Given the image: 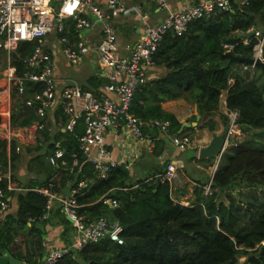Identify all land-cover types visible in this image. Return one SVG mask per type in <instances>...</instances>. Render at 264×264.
<instances>
[{"label":"trees","instance_id":"16d2710c","mask_svg":"<svg viewBox=\"0 0 264 264\" xmlns=\"http://www.w3.org/2000/svg\"><path fill=\"white\" fill-rule=\"evenodd\" d=\"M231 1L230 11L217 7L210 15L192 21L183 35L169 31L164 36L153 60L154 66L165 68V72L149 78L135 93L130 108L145 121H169L167 137L189 135L194 127L182 129L183 123L164 109L163 103L185 99L197 104L204 120L197 128L214 130L213 116L220 109L222 94L227 92V108L239 111V129L248 137L241 142L230 141L211 181V194H205L208 182L199 181L194 199L185 204L173 196L168 181L163 182L156 174L134 181L124 166L111 168L107 178H98L94 165L80 148L79 137L84 131L80 120L73 131L60 129L49 145L48 157L57 142L64 156L58 166L51 165L52 174L41 184L48 185L57 172L60 192L79 175L74 186L81 205L79 214L86 223L100 216L119 221L124 243L105 238L70 251L55 264H264V69L257 66L250 71L244 68L247 63L230 62L224 56L228 51L241 57L253 56L257 39L249 34L264 29V0H248L244 5L240 0ZM32 49L33 42H24L19 53L26 55ZM19 67L26 68L21 62ZM105 81L94 74L84 87L96 89ZM25 99V95L13 92L14 125H28L37 118ZM58 113L66 117L63 111ZM223 120L229 121L227 114ZM144 132L151 134L153 154L158 156L168 139H157L161 133L158 129L145 127ZM43 134L50 135L48 127ZM17 156L14 150L13 161ZM6 158V141L0 140V159ZM80 183L86 184L82 187ZM12 195L17 198L18 208L15 214L0 220V251L14 254V238L21 227L28 230L29 244L41 246L43 226L50 218H42L47 197L35 187ZM103 195L117 199L120 206L105 205L100 201ZM30 218L36 220L28 226ZM63 221L66 234L75 230L66 218ZM244 256L247 258L241 263L240 257ZM27 264L42 263L28 259Z\"/></svg>","mask_w":264,"mask_h":264},{"label":"built area","instance_id":"2783aa9c","mask_svg":"<svg viewBox=\"0 0 264 264\" xmlns=\"http://www.w3.org/2000/svg\"><path fill=\"white\" fill-rule=\"evenodd\" d=\"M103 1L0 0V140L6 141L8 146L7 159H0V219L12 209V193L19 190L13 180L12 151L19 153L24 145L35 142L47 128L50 114L59 110L67 116L64 131H73L78 122L83 121L80 148L94 165L98 178H107L109 170L117 166L131 171L138 152L126 151L122 159L114 158L106 143V134L111 130L120 137L119 141L141 144L150 138V134L144 132L145 127L158 129L162 134L169 131V121H145L130 111L135 93L149 80V71L154 67L153 56L164 36L169 31L183 35L192 21L210 15L217 7L224 11L232 9L231 0H204L180 9H172L169 0H155L158 9L165 12L162 21L148 24L136 42L121 43L115 21L134 12L147 21L149 14L138 7L127 6L122 0H106L105 6ZM247 3L248 0H240L242 5ZM254 37L257 43L251 58L264 60V29H255ZM24 42H33V49L21 55L19 48ZM245 43H248L247 39ZM59 54L72 67H79L86 60L92 61L106 81L96 89L85 88L78 79L61 73ZM15 56L25 69H20ZM256 67V64L244 66L250 71ZM14 91L25 95L26 105L36 111L37 118L28 125L12 122ZM227 116L229 144L239 129V111L228 110ZM170 137L180 150H186L192 144L190 135ZM63 156L64 150L58 146L50 154L49 161L58 166ZM178 169L175 162H170L159 175L163 182H169L171 191L183 181ZM59 179L54 177L48 185L37 189L47 197L42 218L46 219L58 202L64 215L73 219L75 238L70 246L49 251L41 263L55 264L70 251L81 250L87 244L105 238L123 244L121 223L105 216L86 223L78 212L81 207L76 197L78 190L60 197ZM205 194H211V181L205 187ZM100 201L114 208L120 206L117 199L108 195H103ZM35 220L30 218L29 223Z\"/></svg>","mask_w":264,"mask_h":264},{"label":"crops","instance_id":"0c3cea01","mask_svg":"<svg viewBox=\"0 0 264 264\" xmlns=\"http://www.w3.org/2000/svg\"><path fill=\"white\" fill-rule=\"evenodd\" d=\"M105 1L106 0L103 1L104 6H105ZM122 1L129 7L132 8L138 7L143 11L147 12L149 14V18L147 21H144L141 18V14H138L136 12L130 15H122L120 18H118L115 21V28L118 34L119 41L121 43L136 42L138 39L141 38L148 24L159 23L162 21V19L165 16V12L160 11L158 9L155 0H122ZM201 1L204 0H169V3L172 9H180L186 5L196 4ZM118 24H122V26H124L125 29L122 31V29L118 27ZM133 33H135L136 37L133 35ZM122 39L125 40V42H122L121 41ZM86 61L83 64H85ZM90 63L94 67V71L92 75L100 73L102 76L103 73L100 71V69L95 68L98 66H94V63L92 61H90ZM83 64L80 65L79 67L83 66ZM79 67H73V68H79ZM164 72H165V68L154 66L149 71L150 73L149 78L151 79L157 78L163 75ZM61 73L63 74V72ZM92 75L85 77L86 79L84 84H86L88 78L91 77ZM226 100H227V92H224L222 94L220 109L213 116L216 123L215 129L211 130L208 127L197 128L194 126V130L189 131V135L192 138V144L186 150H180L179 148H177L173 144L171 137H167L165 134L162 133H160L157 136V139L166 138L168 139V142L166 143L163 151L158 156H155L153 154V147L155 142L151 138L150 133H149L150 138H148L146 142L141 144H133V143L129 144L128 142L124 143L122 141H119L120 137H117L110 130L106 134V143L109 145L112 154L116 159H122L126 151L138 152V155L130 171L132 177L137 176L134 181L155 174L159 176L165 171L166 164L170 162H175L179 166L178 172L183 181L181 184L177 183V186L173 191V196H175V198L178 199L179 201L188 204L195 197L194 193L196 190V186H198L200 183L199 181H206L209 183L214 173V170H211V164H209L211 160H208V158L200 159L199 151L202 147L208 145L211 142L213 135L215 133L219 134L224 131L227 122L223 120V115H226L228 112ZM163 107L167 111L174 113L179 119V121L183 124L194 122L193 121L194 117H196L197 120L198 116H200V119L198 120V125H200L204 121L202 119V115L199 114L198 112L197 104L189 102L185 99H175V100L166 101L163 103ZM66 120H67V116L64 118L63 114H59L58 112L51 113L48 118L47 127L48 129H51L52 128L51 124L55 125L56 123H60L62 124V127L60 129L61 131L64 132V125ZM44 140H46V137L42 132V135L39 136L35 142H33L30 145L23 146V149L21 150V152L17 153L18 156L14 161L12 158L14 150L12 151L11 158H12L13 180L16 183L17 188H19L17 192H24L29 187H35V190L44 187L42 186V184L46 179L44 181L42 180V176H41L42 174L37 175L33 173L30 176H28L27 171L23 168V165L25 164L21 166L20 164L18 165V162L21 161V159L19 158L21 153H25L27 150L37 147ZM149 144H152V147H150ZM59 145L60 142H57L56 147H58ZM53 150L54 149L50 150V154L52 153ZM23 155L25 156V158L24 156L22 157V160L25 159L24 162L26 161L28 162V157L30 161L31 155L29 154L27 155L23 154ZM6 157H8L7 145H6ZM49 157H48V162L51 166L52 164L49 161ZM37 158L40 157L38 156ZM54 177L60 178V174L54 172L52 178ZM85 184L86 183H80V186L83 187ZM73 190L74 187L72 188L71 193ZM61 192L62 191H60V193ZM15 201L17 203V207L14 210L13 206ZM17 208H18V202L16 196L14 195L12 209L7 215L16 213ZM5 217L1 218L0 220L2 219L4 220ZM48 217L50 218L48 224H46V226H43L45 235H44V239L42 240L41 246L38 245L34 246L32 244H29V240H28L29 234H27L28 230L24 227H21L20 234L15 236L14 240L17 246V251H15L14 254L12 253L11 254L14 257H16L18 260L22 261L23 264H27L28 259L36 260L38 263L42 262L47 256L49 251L68 247L71 245V243H73L75 238V230H71L70 232L68 231V233L66 234L67 225L63 221V218L66 217L64 213L61 211V207L58 204V202H55L54 206L49 212ZM71 224L73 225V223ZM31 225L32 223L28 222V226ZM31 236L32 235H30V239Z\"/></svg>","mask_w":264,"mask_h":264},{"label":"rangeland","instance_id":"374dc122","mask_svg":"<svg viewBox=\"0 0 264 264\" xmlns=\"http://www.w3.org/2000/svg\"><path fill=\"white\" fill-rule=\"evenodd\" d=\"M118 27H120L122 29V31L125 29L124 26H122V24H118ZM85 34H88V31H85ZM133 35L136 37L135 33H133ZM122 42H125V40H121ZM59 57V67L61 68L62 72L64 75L67 76H71L75 79L80 80L82 83L85 82V77L92 75L93 71H94V67L93 65L90 63L89 60L86 61L85 64H83V66L79 67V68H73L71 66H69V64L67 63V61H65L64 57L61 56V54L58 55ZM96 69H99V67H95ZM60 123H56L55 125H52L51 129H48L50 135L46 136L47 140H44L40 145H38L37 147L33 148V149H29L27 150L25 153H21L19 158L21 159L20 162H18V165L20 164L23 165V168L27 171L28 176H30L31 174L35 173L37 175H41L42 176V180L44 181L49 174H52V167L50 166L49 162H48V157L46 155V151L49 148V145L51 143H53V141L55 140V136L56 134L60 131V128L62 127V124ZM49 137V138H48ZM246 137H248V133L246 132H241L240 129H238V132L236 134V136L234 137V140H236L237 142H241L243 141ZM229 146V144H227V147ZM31 155V159L29 161V157H28V162H24L25 161V156L23 155ZM24 156V160H22V157ZM40 158H37V157ZM214 159L211 160V162L209 164H211V170L215 171V168L217 166V158L213 157ZM19 159V160H20ZM17 165V166H18ZM207 165V164H206ZM137 176L132 177V180H135ZM236 193V192H235ZM175 197V196H174ZM17 207V203L16 201L14 202V206L13 209L15 210V208ZM15 214V213H14ZM247 257H240V262L243 263L246 260Z\"/></svg>","mask_w":264,"mask_h":264},{"label":"water","instance_id":"95a60500","mask_svg":"<svg viewBox=\"0 0 264 264\" xmlns=\"http://www.w3.org/2000/svg\"><path fill=\"white\" fill-rule=\"evenodd\" d=\"M254 35H255V30L251 31V33L249 34V36H254ZM224 56L229 58L230 62L241 61L247 64H256L257 66L262 67L264 69V60H262L261 58L255 59L251 57H241V56L234 55L230 51L226 52ZM199 119H200V116H198L197 120L192 123L183 124L182 129L185 127H191V126L197 127ZM229 130H230V122H227L225 125L224 131L219 134L215 133L213 135L211 142L208 145L202 147L199 151L200 159H206V158H212V157L217 158V166L215 168V171L217 170L219 161L227 148V143H228L227 136H228ZM214 173L212 175L211 181L213 179ZM78 178H79V175H76L75 179L71 183H69L66 187H64V189L60 193V197H62L63 195L71 194V190L77 183ZM65 217L68 221L73 223V219L69 215H65ZM0 264H23V263L22 261L14 257L11 253H3L0 251Z\"/></svg>","mask_w":264,"mask_h":264}]
</instances>
